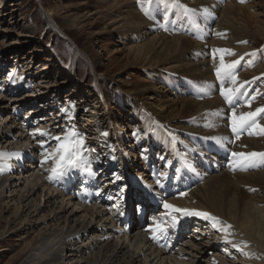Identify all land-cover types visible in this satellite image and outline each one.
<instances>
[{"label": "bare ground", "instance_id": "bare-ground-1", "mask_svg": "<svg viewBox=\"0 0 264 264\" xmlns=\"http://www.w3.org/2000/svg\"><path fill=\"white\" fill-rule=\"evenodd\" d=\"M112 3L117 7V12L110 22L120 33L118 36L123 34L125 39L124 43H121L122 46L131 45L127 51L133 59L147 66L143 73L149 80L141 85L138 94H133L138 109L135 108L131 115L137 116L138 121L144 117L145 127L148 129L154 121L158 124L164 123L166 130L170 131L166 132L170 134L168 137L156 135L159 137H156V140L161 141L155 143L159 148L174 146L177 151H181L189 164L197 162L211 174H218L207 179V174L202 173L201 184L193 177L182 179V183L192 184L191 191L165 202L166 194L170 191L172 194L178 189V184H182L181 181L178 184L173 181L172 184L171 174H181L184 178L185 171L176 160L163 158V165L168 168L166 173L162 174L163 181L155 183L154 187L140 183L141 176L134 171L133 164L143 165L149 160L147 154H144L146 150L137 152L141 141L149 139L144 140L137 135H123L129 131L130 122L123 119L120 106L118 117L121 122L117 125L120 129L119 133L115 134V142L119 152L121 145L127 143L133 164H126L130 156L124 152L120 160L110 157L104 168H94L103 170L99 176L109 185L104 188L100 187V184L99 189L101 195H107L109 199H106L110 202H114L111 193L117 192L119 186L124 184L125 192L128 191L129 194L126 196L129 198L124 202L127 207H120L121 204L114 202V210L110 211L105 209L104 203V207L98 205L99 202L88 205L84 197L75 192L77 187L71 185V181H65V178L49 179L58 159V156L52 155L57 148L42 153L39 151L40 154H37L38 150L44 148L45 144L41 143L49 141L58 132L54 115L52 114V118H45L40 124L34 123L28 133L23 129L22 123H16L14 118L8 116L0 121V206L11 212V218L19 220L28 234H34L32 241L26 244L24 257L18 264H240L226 261L228 255L225 250L215 258H206L211 250L217 252V249L210 243L204 244L195 230L192 233L189 231L191 234L186 237L189 229L196 226L201 231L204 225L213 228L220 237H229L222 243L246 241L244 246H229L241 249L243 257L249 260L248 264H264V157L250 158L252 164L245 167L237 163L241 160L240 157L233 156V153H264V133H260V130L264 129L262 112L256 115L255 125L241 129L239 138L232 130L233 114L239 119L242 114L255 112L256 109L263 108V105L254 100L253 90L246 85L247 78L242 75L235 77V83L232 78L226 87L221 88L219 83L222 80H216L215 76L218 68L228 69L221 66L222 60L225 66L230 65L232 61L227 56L229 51L218 50H230L237 54L249 51L244 40L249 39L250 35L247 23L239 13L240 8L233 2L223 5L221 0H180L190 14L192 13L191 16L196 18L197 27L205 32L210 31L215 39L211 42L202 39L201 43H190L183 37H165L161 32L165 18L162 19L163 22H149L137 16L130 2L114 0ZM78 21H81V18L72 21V24ZM255 62H258L257 59ZM156 65L157 69L154 68ZM45 70L46 67L41 72ZM165 71L173 74L175 79L168 80L171 81V87L177 89L180 97H175L171 90L159 86L167 83L161 73ZM256 74L264 75V65L256 66L254 73L249 76ZM5 82L12 81L1 78L0 85ZM21 84L20 81H14L10 85ZM222 91L228 93L231 98L226 99L221 94ZM146 95L150 97L147 98ZM172 96L173 99L170 98ZM2 98L1 111L7 108L6 105H1ZM41 98L45 97L24 94L14 102L17 105L20 103L21 106L30 99ZM104 99L105 102H113L119 97L111 90L104 91ZM148 101L153 102L149 104ZM131 103V100H127L126 110L131 109ZM45 109L49 110L43 108L38 114ZM48 126L52 127L50 131ZM146 128L144 131L148 130ZM242 131L246 133L243 134ZM41 132L47 135H42V138ZM250 132L252 134H249ZM36 136L38 145L34 143ZM72 142L76 143L75 136ZM211 154L213 156L210 157ZM217 157H220L222 164L223 160L227 161L225 165L228 170H234L235 173L232 175L227 171ZM115 167L121 170L120 173L124 172L123 178H119L114 171ZM75 174H67L66 177ZM125 175H129L128 178ZM81 177L84 175L74 177L77 184H80ZM61 184L65 187L60 186ZM151 201L160 202V212H157L160 217L151 212L142 226L137 223L131 229L121 226L120 217L125 214V210L137 203L143 205L144 202ZM165 204L174 208H165ZM193 211L215 217V227L212 219L196 215ZM178 229L180 233H177ZM194 233H198L197 236ZM5 235L6 233H0V240L5 238ZM247 242L250 246L258 247L256 253L250 257V252L248 255L246 250H243L248 247Z\"/></svg>", "mask_w": 264, "mask_h": 264}, {"label": "rangeland", "instance_id": "rangeland-1", "mask_svg": "<svg viewBox=\"0 0 264 264\" xmlns=\"http://www.w3.org/2000/svg\"><path fill=\"white\" fill-rule=\"evenodd\" d=\"M112 1L114 0H0V80L3 78L12 81L0 85V99L3 97L1 105L7 106L5 110H0V121L8 116L11 119L14 118L16 123H22L23 129L28 133L34 123L40 124L45 118H52L53 114L57 121V123L55 121V127H58V132L49 141L41 143L45 144L44 148L42 150L37 148V154L57 148L61 141L70 140L72 142V138L75 136L76 142H80L78 148L82 159L78 162V166L68 173L76 174L63 178L65 181L71 179L73 181L80 174L84 175V180H86L87 176L96 178V171L98 168H104L110 157L120 160L124 152L130 156L127 143L121 145V152H119L115 142V134L119 133L118 129H120L117 125L121 122L118 117L121 110L118 108L122 106L123 119L130 122L129 131L123 135L128 137L137 135L144 140L149 139V141H141L140 149L137 150L138 153H142V150L148 152H144L149 159L146 161L147 163L145 162L143 165L133 164L131 156L126 163L129 166L131 164L135 166L134 171L141 176L140 183L154 187L155 183L163 181L162 174L166 173L168 168L163 165L162 160L166 158L176 160L182 165L185 171V179L193 177L198 180V184H201L200 176L202 173L207 174L206 178L209 179L217 175L218 172L211 174L205 167L199 166L197 162L189 164L181 151H177L174 146L170 145L168 148L161 146L159 148L155 143H161V141H157L156 137L159 135L168 137L170 134L164 123H159L161 124L159 125L154 121L148 129L145 127L144 117L141 116L142 119L138 121L137 116L131 115V112L137 108L133 94H138L141 91V85L149 80L143 73L147 66L137 63L133 59L130 52L127 51L131 45L122 46L121 43H124L125 38L122 37L123 34L118 36L120 33L110 22L117 12V7L113 5ZM117 1L130 2L134 6L137 16L139 15L141 19L149 22H163L162 19L165 18V24L161 28L165 37H183L190 43H201L200 40L202 39L207 42L215 40L210 31L205 32L197 27L196 18H193L194 15L191 16L192 13L190 14L183 3H180V0H115V2ZM213 1L218 2V0ZM221 1L223 5L233 2L235 6L240 8V12L239 10L238 12L247 23L250 38L244 40L249 47L248 52H238L239 54H237L229 51L227 56L232 59L231 64L234 61H239V63L234 68L220 70V76L215 74L216 80H222L219 85L224 88L230 79L242 75L243 78H247L248 83L246 85L253 90L254 100L262 103L264 108V75L249 76V74L254 73L256 66L264 65V2L262 0L259 2L258 0ZM78 17L81 18V21L72 24V21L79 19ZM136 19L139 18L136 17ZM202 25L200 27H203ZM212 26H214V22H212ZM212 26L210 25L211 28ZM35 51L37 53L34 54ZM253 53L255 55H252ZM256 59L257 63L255 62ZM157 66L154 68L157 69ZM44 67L46 70L41 72ZM161 73L166 78L167 83L159 86L168 89V91L171 90L170 92L175 97H180L177 89L172 88L171 81H169L175 79L173 74L169 71ZM14 81H20L22 84L10 85ZM111 90L115 91L119 99L113 102H105L104 91ZM24 94L42 95L45 98L30 99L21 106H19L20 103L17 105L14 101L20 99V96ZM146 97L149 98L150 96L146 95ZM173 97L170 98L173 99ZM127 100L132 102L129 110H126L128 109ZM151 102L153 101H148L149 104ZM43 108L49 110L45 109L44 112L38 114V111L43 110ZM262 115L264 116V112ZM49 126L48 130L50 131L52 127ZM145 128L148 130L144 131ZM242 132L243 134L246 133ZM40 136L42 137V135ZM41 137L39 138L41 139ZM55 137L60 139L57 140ZM37 138L38 136L34 137L36 145L39 144ZM51 141L53 142L47 146ZM127 150L128 152H126ZM211 156L213 155L211 154ZM219 158L217 157V160ZM226 162L223 160L222 164V160H219V163L226 167L227 171H230L225 165ZM114 169L119 178H123L124 172L120 173L121 170H117V167ZM113 170L111 169V171ZM102 171L97 172L96 179L101 184L100 187L106 188L109 185L108 182L99 176ZM230 173L233 175L235 172L231 170ZM179 175L181 176V174ZM128 176L125 175L126 178ZM155 176L158 179L154 180ZM129 182L131 183V181ZM79 183L81 184V179ZM92 184L93 181L88 182L89 189L93 186ZM111 184L113 183L111 182ZM99 186H96L95 189H97L98 194L100 193L99 200L101 202L84 198L88 205L94 202H97L98 205L104 203L105 209L113 211L114 202L121 204L120 207H122L126 199L129 198L126 197L129 194L128 191L125 192L124 184L122 187L119 186L117 192L125 194V196H121L117 192L111 193L110 196L114 202L107 200L109 199L107 195H101ZM192 188L179 194L173 191L171 196H166L165 202L175 196L188 194ZM77 193L78 195L81 194L80 192ZM100 195L103 197L102 199ZM133 196L135 197V195ZM105 200H107L106 203ZM158 211L160 212V210ZM10 213L0 206V233H6L5 238L0 240V264H18L24 257L26 244H29L34 238V234L32 232L28 234L20 225L19 220L15 221L11 218ZM193 213L197 212L193 211ZM156 214L154 216L160 217L159 214H157L158 216ZM195 227L187 231L186 237H189L195 230L200 235L202 234L199 237L204 244L210 243L217 249V252L211 250L206 258H215L216 255H222L221 251L225 250L228 255L226 261L248 264L249 260L243 257V251L234 247L236 245L242 246L246 241H233L232 244L222 243L227 241L229 237L218 236V232L214 231L213 228H208V225H204L201 231L200 228ZM189 231H191L190 234ZM198 233H194L195 236ZM230 244L235 245L231 247ZM247 244H249L248 247L243 250H246L247 253L250 252V255L248 253L250 257L256 253L258 247L250 246L249 242ZM239 260L240 262H238Z\"/></svg>", "mask_w": 264, "mask_h": 264}, {"label": "snow or ice", "instance_id": "snow-or-ice-1", "mask_svg": "<svg viewBox=\"0 0 264 264\" xmlns=\"http://www.w3.org/2000/svg\"><path fill=\"white\" fill-rule=\"evenodd\" d=\"M243 2V0H241ZM218 51H230V50H218ZM252 55H255L253 53ZM239 61H234L230 65H224L223 60L221 61V66L226 68H234L236 64H238ZM217 74H220V69H217ZM231 75V73H229ZM233 82L235 83V77H233ZM231 91V90H230ZM222 95L225 96L226 99H230V95L228 93H225L224 91L221 92ZM264 112V108H258L255 112H249L246 114H242L239 119L233 114V124H232V130L234 133L237 134V138H239V131L243 129L244 127H251L255 125V117L258 113ZM260 133H264V129L260 130ZM258 133V134H260ZM249 134H252L251 132ZM40 135H47L45 132H41ZM106 135V133H105ZM55 139L59 140V137H55ZM80 142L73 143L70 140H65L58 144V147L56 149V152L52 155L58 156V159L56 160V166L52 168V176L49 177V179L53 178H63L66 176L72 169L76 168L78 166V162L82 159V156L80 154L78 145ZM234 157H240L241 160L237 161L238 164H242L243 166H248L252 164V160L250 158L253 157H264V153H249L247 155L243 153H233ZM47 159V157H46ZM165 208H174V206L165 204ZM175 211H187L182 209H174ZM191 214V213H190ZM196 215L203 216L206 219H212L214 221L213 226L216 225V218L210 217L208 213H202L197 212ZM230 227V226H228Z\"/></svg>", "mask_w": 264, "mask_h": 264}]
</instances>
